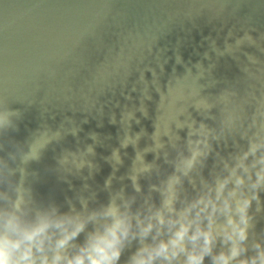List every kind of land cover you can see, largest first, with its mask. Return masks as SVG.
Segmentation results:
<instances>
[{
  "label": "water",
  "instance_id": "water-1",
  "mask_svg": "<svg viewBox=\"0 0 264 264\" xmlns=\"http://www.w3.org/2000/svg\"><path fill=\"white\" fill-rule=\"evenodd\" d=\"M260 156L264 0H0V208L86 218L114 203L135 231L170 183L177 210L234 169L228 187L244 176L252 196ZM249 216L252 255L264 185Z\"/></svg>",
  "mask_w": 264,
  "mask_h": 264
},
{
  "label": "clouds",
  "instance_id": "clouds-1",
  "mask_svg": "<svg viewBox=\"0 0 264 264\" xmlns=\"http://www.w3.org/2000/svg\"><path fill=\"white\" fill-rule=\"evenodd\" d=\"M258 147L253 146L251 153ZM191 163L187 162L188 167ZM257 165L252 196L243 191L238 195L244 176H236L234 186L228 187L234 169L214 190L177 210L170 183L162 210L146 217L147 222L137 217L135 231L133 216L114 203L86 218L79 213L60 214L56 208L35 215L19 205L0 208V264H119L133 240L138 246L126 264H205V258L210 264H264V246L255 243L249 255L247 245L249 209L264 185V156L252 167ZM243 170L251 180L249 168ZM98 216L103 222L86 231ZM82 233L83 242L74 243ZM217 243L221 245L218 252Z\"/></svg>",
  "mask_w": 264,
  "mask_h": 264
}]
</instances>
